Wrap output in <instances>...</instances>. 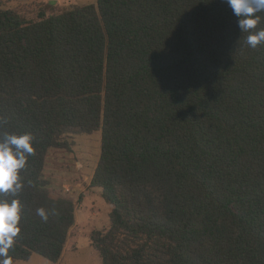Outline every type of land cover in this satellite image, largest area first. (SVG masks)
<instances>
[{
	"label": "trees",
	"instance_id": "obj_1",
	"mask_svg": "<svg viewBox=\"0 0 264 264\" xmlns=\"http://www.w3.org/2000/svg\"><path fill=\"white\" fill-rule=\"evenodd\" d=\"M247 35L225 0H98L33 17L0 0V141L30 134L34 147L22 190L0 193L20 208L11 263L60 260L76 204L52 193L48 157L101 131L102 264H264V44Z\"/></svg>",
	"mask_w": 264,
	"mask_h": 264
},
{
	"label": "rangeland",
	"instance_id": "obj_2",
	"mask_svg": "<svg viewBox=\"0 0 264 264\" xmlns=\"http://www.w3.org/2000/svg\"><path fill=\"white\" fill-rule=\"evenodd\" d=\"M4 1L7 6L33 17L41 8L50 13L88 4L96 6L98 0ZM73 141L72 152L51 151L45 168L52 193L76 204V223L70 229L62 257L52 263L34 253L28 260L11 264H102L92 235L110 227L112 206L104 199L102 189L92 183L101 154V131L74 135Z\"/></svg>",
	"mask_w": 264,
	"mask_h": 264
},
{
	"label": "clouds",
	"instance_id": "obj_3",
	"mask_svg": "<svg viewBox=\"0 0 264 264\" xmlns=\"http://www.w3.org/2000/svg\"><path fill=\"white\" fill-rule=\"evenodd\" d=\"M237 18L238 28L248 33L245 43L255 49L264 44V29L257 30L260 17L257 13L264 12V0H225ZM34 153L30 134L16 135L6 133L0 141V193H19L23 188L20 170L27 162V157ZM44 220L47 215L43 209L38 210ZM20 208L18 201L11 204L0 201V264H11L8 251L14 238L18 235Z\"/></svg>",
	"mask_w": 264,
	"mask_h": 264
}]
</instances>
